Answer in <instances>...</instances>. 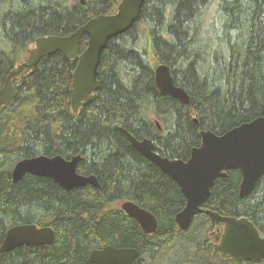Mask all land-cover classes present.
<instances>
[{
    "label": "trees",
    "instance_id": "1",
    "mask_svg": "<svg viewBox=\"0 0 264 264\" xmlns=\"http://www.w3.org/2000/svg\"><path fill=\"white\" fill-rule=\"evenodd\" d=\"M120 2L0 0V88L28 59L36 39L68 36L91 18L116 13ZM88 41L84 35L79 53ZM161 63L169 64L189 104L158 90L155 68ZM77 64L78 58L60 52L43 56L13 80L17 95L0 110V246L14 225L51 226L56 233L52 245L0 253V264H94L91 251L107 245L138 249L133 264H264L213 256L209 243L218 242L222 231L205 211L180 231L175 216L186 198L179 185L123 133L155 140L161 154L188 160L202 131L223 134L264 115V0H146L140 19L109 41L100 86L74 113L70 87ZM40 154L81 155L78 172L95 175L100 188L68 191L31 174L14 182L15 164ZM226 172L203 209L248 217L264 236V176L241 197V171ZM127 200L157 217L156 233L144 232L121 209Z\"/></svg>",
    "mask_w": 264,
    "mask_h": 264
},
{
    "label": "water",
    "instance_id": "2",
    "mask_svg": "<svg viewBox=\"0 0 264 264\" xmlns=\"http://www.w3.org/2000/svg\"><path fill=\"white\" fill-rule=\"evenodd\" d=\"M81 2L85 4V0ZM145 2L146 0H121L116 13L91 18L68 36L48 35L36 39L28 49V59L9 73L4 86L0 88V110L17 95L18 82L14 83V79L21 80L30 73L43 56L60 52L67 59L78 58L70 87L71 106L74 113H78L83 105L93 100L94 91L100 86L99 65L109 41L129 30L140 19ZM84 35L89 37L88 46L79 53ZM155 83L162 94L189 104L190 96L183 87L176 85L169 64L161 63L156 66ZM194 121L198 124L197 118ZM157 124L161 128L159 122ZM123 133L135 149L179 185L186 198V205L175 216L180 231L189 230L194 217L205 211L217 225L216 231H222L218 242L209 243L213 248V256L264 261V236L248 217L223 215L215 210L203 209L215 180L227 176V170L241 171V197L249 195L258 180L264 176V115L237 125L223 134L202 131V143L193 148L188 160L161 154L156 150L155 141L150 138L139 140L127 129H123ZM83 159L81 155L67 159L59 154L23 158L13 167L12 178L14 182H19L27 174L48 177L68 191L86 185L100 188L95 175L78 172V165ZM120 207L140 224L144 232H157L159 220L151 211L131 200L123 201ZM220 225H223V229ZM55 238L56 233L51 226L40 227L34 223L14 225L6 231L0 253L12 251L22 245H52ZM139 255V250L133 247L107 245L92 250L89 258L94 264H133Z\"/></svg>",
    "mask_w": 264,
    "mask_h": 264
},
{
    "label": "flooded vegetation",
    "instance_id": "3",
    "mask_svg": "<svg viewBox=\"0 0 264 264\" xmlns=\"http://www.w3.org/2000/svg\"><path fill=\"white\" fill-rule=\"evenodd\" d=\"M155 141V140H154ZM155 143H156V141H155ZM262 262H264V261H262Z\"/></svg>",
    "mask_w": 264,
    "mask_h": 264
},
{
    "label": "bare ground",
    "instance_id": "4",
    "mask_svg": "<svg viewBox=\"0 0 264 264\" xmlns=\"http://www.w3.org/2000/svg\"><path fill=\"white\" fill-rule=\"evenodd\" d=\"M220 17V16H219ZM217 19V18H216ZM218 24V23H217ZM234 33V32H233Z\"/></svg>",
    "mask_w": 264,
    "mask_h": 264
}]
</instances>
